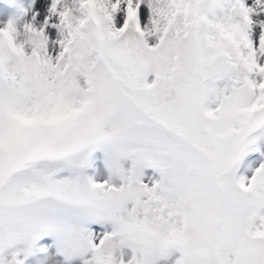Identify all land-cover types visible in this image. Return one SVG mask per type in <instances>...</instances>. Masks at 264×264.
<instances>
[{
	"label": "snow or ice",
	"instance_id": "1",
	"mask_svg": "<svg viewBox=\"0 0 264 264\" xmlns=\"http://www.w3.org/2000/svg\"><path fill=\"white\" fill-rule=\"evenodd\" d=\"M0 264H264V0L0 18Z\"/></svg>",
	"mask_w": 264,
	"mask_h": 264
},
{
	"label": "rangeland",
	"instance_id": "2",
	"mask_svg": "<svg viewBox=\"0 0 264 264\" xmlns=\"http://www.w3.org/2000/svg\"><path fill=\"white\" fill-rule=\"evenodd\" d=\"M31 3V0H0V18L7 20L16 15L20 8Z\"/></svg>",
	"mask_w": 264,
	"mask_h": 264
}]
</instances>
